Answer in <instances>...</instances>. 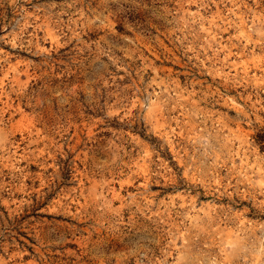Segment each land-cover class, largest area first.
I'll use <instances>...</instances> for the list:
<instances>
[{
    "label": "rangeland",
    "instance_id": "1",
    "mask_svg": "<svg viewBox=\"0 0 264 264\" xmlns=\"http://www.w3.org/2000/svg\"><path fill=\"white\" fill-rule=\"evenodd\" d=\"M0 264H264V0H0Z\"/></svg>",
    "mask_w": 264,
    "mask_h": 264
}]
</instances>
